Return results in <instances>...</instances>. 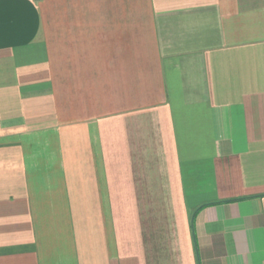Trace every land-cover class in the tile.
I'll return each instance as SVG.
<instances>
[{"label":"crops","instance_id":"0c3cea01","mask_svg":"<svg viewBox=\"0 0 264 264\" xmlns=\"http://www.w3.org/2000/svg\"><path fill=\"white\" fill-rule=\"evenodd\" d=\"M0 264H264V0H0Z\"/></svg>","mask_w":264,"mask_h":264}]
</instances>
